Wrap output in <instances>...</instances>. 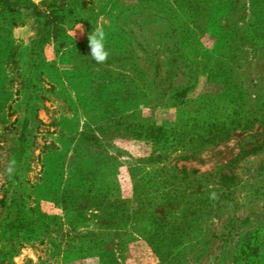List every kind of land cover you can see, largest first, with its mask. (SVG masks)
<instances>
[{"label":"rangeland","instance_id":"1","mask_svg":"<svg viewBox=\"0 0 264 264\" xmlns=\"http://www.w3.org/2000/svg\"><path fill=\"white\" fill-rule=\"evenodd\" d=\"M16 1L0 8V247L21 131L30 232L11 264H264V0H74L54 36L21 7L47 0Z\"/></svg>","mask_w":264,"mask_h":264},{"label":"trees","instance_id":"2","mask_svg":"<svg viewBox=\"0 0 264 264\" xmlns=\"http://www.w3.org/2000/svg\"><path fill=\"white\" fill-rule=\"evenodd\" d=\"M74 0H47L43 4L37 6L27 4L21 7L31 11L32 18L37 25L44 27L45 34L54 36L59 31V24L66 17V10L70 2ZM16 0H0V8L8 11L18 9ZM254 14V13H253ZM248 25L251 33L258 35L261 31L260 19L253 16ZM239 124L235 122V126ZM140 132L135 136H140ZM157 137V136H155ZM161 135L158 138L160 140ZM27 154V142L24 131L19 132L15 137V146L12 150L11 161H15V171L9 176V186L11 189L10 196L5 203L6 221L2 226V246L0 247V264H11V259L19 250L20 236L30 232L27 218L24 212L21 200L20 173L22 170V162Z\"/></svg>","mask_w":264,"mask_h":264},{"label":"clouds","instance_id":"3","mask_svg":"<svg viewBox=\"0 0 264 264\" xmlns=\"http://www.w3.org/2000/svg\"><path fill=\"white\" fill-rule=\"evenodd\" d=\"M77 29L83 33V26L79 25ZM76 29V30H77ZM76 30L72 33L73 38L76 35ZM108 33L105 30L103 24H98L93 30L87 35L88 47L90 49V57L97 64H104L110 56V50L107 47ZM15 171V161H12L7 168V173L12 175ZM209 199L216 200L218 199V194L215 191L210 192Z\"/></svg>","mask_w":264,"mask_h":264}]
</instances>
